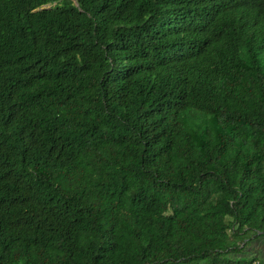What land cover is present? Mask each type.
<instances>
[{
	"label": "trees",
	"instance_id": "obj_1",
	"mask_svg": "<svg viewBox=\"0 0 264 264\" xmlns=\"http://www.w3.org/2000/svg\"><path fill=\"white\" fill-rule=\"evenodd\" d=\"M259 239L264 0H0V264H264Z\"/></svg>",
	"mask_w": 264,
	"mask_h": 264
},
{
	"label": "rangeland",
	"instance_id": "obj_2",
	"mask_svg": "<svg viewBox=\"0 0 264 264\" xmlns=\"http://www.w3.org/2000/svg\"><path fill=\"white\" fill-rule=\"evenodd\" d=\"M49 5L47 4V5H44L43 7H45V8H47ZM258 242H264V240L262 239V240H258ZM254 241L252 242V244H250V245H248V251H249V249L251 248L253 251L255 250V248H254ZM256 246V245H255ZM261 246V245H260ZM250 249V250H251ZM262 250H264V246H261L260 248H259V250H256V251H254L255 253H257V254H259V256H261L262 258H264L263 257V254H262ZM247 251V252H248Z\"/></svg>",
	"mask_w": 264,
	"mask_h": 264
},
{
	"label": "crops",
	"instance_id": "obj_3",
	"mask_svg": "<svg viewBox=\"0 0 264 264\" xmlns=\"http://www.w3.org/2000/svg\"><path fill=\"white\" fill-rule=\"evenodd\" d=\"M256 244H257V243H256ZM260 244H264V243L261 242ZM257 246H258V245H256V247H257ZM261 246H264V245H261ZM261 246H260V247H261ZM260 247H257V248H258L257 250H259ZM262 254H263V257H264V250H262Z\"/></svg>",
	"mask_w": 264,
	"mask_h": 264
}]
</instances>
